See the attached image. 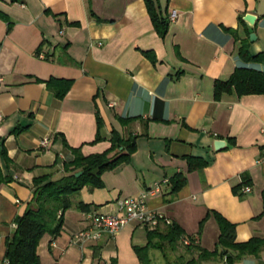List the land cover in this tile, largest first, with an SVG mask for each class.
Here are the masks:
<instances>
[{"label": "crops", "instance_id": "crops-1", "mask_svg": "<svg viewBox=\"0 0 264 264\" xmlns=\"http://www.w3.org/2000/svg\"><path fill=\"white\" fill-rule=\"evenodd\" d=\"M155 4L168 16L163 37L144 0H0L9 21L0 18V144L8 158L0 159V168L11 175L0 182V261L13 219L32 197L31 178L63 175L62 161L72 158L64 141L84 155L98 153L110 145L112 129L135 136L129 162L104 170L101 187L84 186L71 196L59 233L44 234L36 244L41 264H139L132 245H144L146 232L135 222L112 236L75 235L89 226V212L116 214L119 197L165 179L160 193L146 198V208L185 233L195 235L211 210L235 225L236 241L264 235V95L231 91L215 99L212 89L233 72L237 45L249 32L255 35H248L249 51L264 55V0ZM248 12L256 15L252 26L241 19ZM254 66L264 70V60ZM50 77L71 81L64 96H53L44 82ZM97 115L103 139L92 143ZM129 116L135 118L118 120ZM42 137H49L46 147ZM216 139L225 146L215 149ZM186 155L206 165L188 171ZM176 172L186 182L169 194L168 179ZM244 177L249 184L234 193ZM216 223L212 216L203 221L195 237L201 247H214ZM136 229L144 236L134 242ZM234 264H264V249Z\"/></svg>", "mask_w": 264, "mask_h": 264}, {"label": "trees", "instance_id": "trees-1", "mask_svg": "<svg viewBox=\"0 0 264 264\" xmlns=\"http://www.w3.org/2000/svg\"><path fill=\"white\" fill-rule=\"evenodd\" d=\"M146 10L150 17L156 34L160 37L167 31L168 16L162 14L156 8L155 0H144ZM0 18L8 21L7 16L0 10ZM9 22V21H8ZM248 35L241 38L238 47L239 62L234 68L230 76L224 80L216 79L212 86L214 98L219 99L222 93L234 91L236 95H250L263 94L264 95V70H260L254 66V63L262 62L264 55L262 53L253 54L249 51ZM146 56L152 59L151 52H144ZM47 55V53H46ZM49 90L52 91L53 96L60 98L67 92L71 81L61 78L50 77L44 80ZM135 117H118L122 123H126L129 119ZM97 132L91 141L97 142L103 139L99 135V128L101 121L97 115L95 118ZM23 126L16 127L14 130L19 131ZM109 141L110 145L102 152L90 153L84 155L78 146L71 147L65 141V147L70 150L72 158L67 161H62L63 175L57 179H52L50 174L45 173L33 176L32 179V197L26 203L24 211L14 217L15 224L14 231L11 236L6 239L4 248V258L0 261H5L6 264H41L38 261L36 252V244L44 234L56 236L63 223V212L70 207L71 196L78 193L80 188L86 186L87 188H96L102 186L100 174L104 170H110L118 166V164L129 162L132 151L135 150V136L130 134L128 137H123L118 133V130L112 129L110 131ZM0 144V159L8 162L6 152ZM187 161V170L199 169L204 167L206 162L202 158L186 155L183 157ZM79 171L77 175H75ZM11 175L4 174L0 168V182H6L11 179ZM249 179L244 177L243 180L233 186L234 193H240L242 185L249 184ZM186 182V177L183 173L176 172L168 179L169 194L177 192ZM264 198V191L262 194ZM77 206L81 210L86 211L87 207L80 200ZM208 216H212L217 222L219 233L215 238L214 247L211 250L201 247L195 240L196 234L200 233L203 221ZM157 225L153 229H145V244L132 245L134 255L137 256L139 264H152L151 256L148 255L149 250L157 249L165 252V248L175 250L176 245H184L188 250H195L197 257L185 261L176 260L175 264H198L202 260L216 258L217 256L224 259L225 264H234L238 262L245 255L258 256L259 252L264 249V235L250 236L247 240L236 241L235 225L229 222L217 211H209L205 217L203 216L197 233L187 234L178 225V223L170 222L169 224ZM182 239H186L188 244H185Z\"/></svg>", "mask_w": 264, "mask_h": 264}, {"label": "built area", "instance_id": "built-area-1", "mask_svg": "<svg viewBox=\"0 0 264 264\" xmlns=\"http://www.w3.org/2000/svg\"><path fill=\"white\" fill-rule=\"evenodd\" d=\"M176 16V12L172 11L169 15L170 19H173ZM40 58H44V55L38 54ZM1 119V117H0ZM49 142V137H42L40 139V145L46 147ZM167 182V179L163 180ZM155 182L150 187L141 190L137 195L119 197L117 202L118 213H98V212H89L87 217L90 219V224L87 228L79 229V232L76 233L75 237L78 239L86 238H98L102 233H109V235H115L120 227L125 226L128 223L135 222L139 227L153 229L157 225L169 224L171 221L165 217L162 213L157 211H150L146 208V198L150 195H155L160 193L159 185L161 182ZM244 192L250 191L248 187L243 188ZM185 244H188L186 239H182ZM3 264H6L5 261H2Z\"/></svg>", "mask_w": 264, "mask_h": 264}, {"label": "rangeland", "instance_id": "rangeland-1", "mask_svg": "<svg viewBox=\"0 0 264 264\" xmlns=\"http://www.w3.org/2000/svg\"><path fill=\"white\" fill-rule=\"evenodd\" d=\"M144 236V231L136 229L134 233V242L136 239ZM151 256L152 264H175L176 260L185 261L190 257L196 258L197 254L195 250H188L184 245H176L175 250H170L165 248V252H161L157 249H151L148 253ZM198 264H225L224 259L217 256L216 258H211L207 260H202Z\"/></svg>", "mask_w": 264, "mask_h": 264}, {"label": "water", "instance_id": "water-1", "mask_svg": "<svg viewBox=\"0 0 264 264\" xmlns=\"http://www.w3.org/2000/svg\"><path fill=\"white\" fill-rule=\"evenodd\" d=\"M255 16L256 15L252 14L251 12H248L241 19H243L246 22V24L248 25L250 24L252 26L256 20ZM249 33H250L249 38L253 40L255 38V35L252 32H249ZM224 141L225 140L223 139H216L212 142V144H214L215 149H219L225 146L226 143ZM78 173L80 172L77 171L75 175H77Z\"/></svg>", "mask_w": 264, "mask_h": 264}]
</instances>
